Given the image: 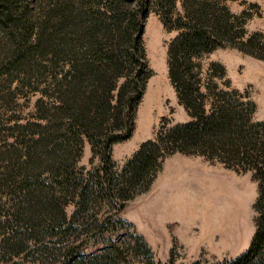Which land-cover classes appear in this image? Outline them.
I'll use <instances>...</instances> for the list:
<instances>
[{
  "label": "trees",
  "instance_id": "16d2710c",
  "mask_svg": "<svg viewBox=\"0 0 264 264\" xmlns=\"http://www.w3.org/2000/svg\"><path fill=\"white\" fill-rule=\"evenodd\" d=\"M99 1L82 0L85 7L60 9V41L70 66L64 75L66 87L50 94L58 102L42 116L47 124H38L42 135L27 147L26 164L0 178L13 186L15 198L11 208L0 211V262L28 252L41 264H124L126 260L132 264L137 255L131 251H151L142 236L134 238L135 248L108 242L102 252L80 257L83 242L77 235H68L64 246L56 245L66 237L63 224L69 221L75 227L80 214L92 210L100 238L115 222H123L117 215L151 188L166 158L181 152L253 171L260 185L254 238L241 255L212 264H264V121L254 120L255 102L242 99L237 90L220 88L213 74L205 80L200 61L228 46L264 59L261 34L245 38V20L232 12L226 0H156L164 25L176 31L169 43V72L189 120L168 127L164 118L156 136L144 141L118 171L113 146L132 136L138 107L154 73L144 45L151 7L149 0H107L104 9L94 7ZM75 40L87 50L74 60L70 56ZM86 139L101 159L88 174L84 167L77 168ZM71 203L76 209L68 216ZM104 205L109 214L101 217ZM122 249L129 251V258H122ZM142 261L171 264L147 256Z\"/></svg>",
  "mask_w": 264,
  "mask_h": 264
},
{
  "label": "rangeland",
  "instance_id": "374dc122",
  "mask_svg": "<svg viewBox=\"0 0 264 264\" xmlns=\"http://www.w3.org/2000/svg\"><path fill=\"white\" fill-rule=\"evenodd\" d=\"M149 3L144 45L154 73L138 107L132 136L113 146L118 171L144 141L156 136L166 123L164 118L169 121L168 127L189 120L169 72V43L176 31L164 25L156 0ZM226 4L245 20V38L260 33L264 41V0H226ZM64 7L85 6L82 0H0V178L26 164L27 147L41 137L40 125L47 124V118L42 116L58 102L50 94L57 95L66 87L64 75L70 66L60 41L63 19L59 13ZM94 7L104 9L107 0ZM74 45L70 57L75 60L87 48L77 40ZM200 61L205 80L213 74L220 88L237 90L242 99L255 102L254 120L264 121V59L228 46ZM100 164V157L94 156L86 139L77 168L84 167L88 174ZM237 168L204 155L177 152L166 158L151 188L136 195L117 215L123 222H115L114 227L96 238L100 232L94 229L92 210L81 213L75 227L69 221L63 224L66 237L56 245L64 246L70 235H77L83 242V257L102 252L108 242L120 241L123 248H135L134 238L140 235L151 251H131L137 255L134 261L130 259L132 264H142L144 256L152 257L156 263L171 264H212L239 256L248 250L257 230L255 204L260 185L252 170ZM189 178L190 183L185 184ZM12 187L0 180L2 213L15 203ZM75 209V203L69 204L68 216ZM107 211L104 205L100 216L108 215ZM128 253L122 249L120 255L129 258ZM28 255L26 252L0 264L42 263ZM124 264H128L127 260Z\"/></svg>",
  "mask_w": 264,
  "mask_h": 264
},
{
  "label": "bare ground",
  "instance_id": "6f19581e",
  "mask_svg": "<svg viewBox=\"0 0 264 264\" xmlns=\"http://www.w3.org/2000/svg\"><path fill=\"white\" fill-rule=\"evenodd\" d=\"M178 173H179V172H178ZM183 174H184V173H183ZM177 175H178V174H177ZM181 175H182V174H181ZM178 176H180V173H179ZM190 180H191L190 178H189V179H186V180H185V184H189V183H190ZM173 181H174V180H173ZM175 181H176V180H175ZM177 182H178V180H177ZM165 208L167 209V207H165ZM165 208H164V209H165ZM161 212H162V211H161Z\"/></svg>",
  "mask_w": 264,
  "mask_h": 264
}]
</instances>
